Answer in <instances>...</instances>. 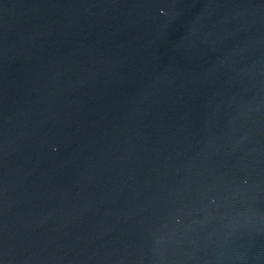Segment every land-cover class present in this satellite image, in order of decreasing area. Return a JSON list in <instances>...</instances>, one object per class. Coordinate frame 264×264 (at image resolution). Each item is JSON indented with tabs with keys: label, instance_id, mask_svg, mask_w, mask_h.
I'll use <instances>...</instances> for the list:
<instances>
[{
	"label": "water",
	"instance_id": "1",
	"mask_svg": "<svg viewBox=\"0 0 264 264\" xmlns=\"http://www.w3.org/2000/svg\"><path fill=\"white\" fill-rule=\"evenodd\" d=\"M0 264H264V0H0Z\"/></svg>",
	"mask_w": 264,
	"mask_h": 264
}]
</instances>
